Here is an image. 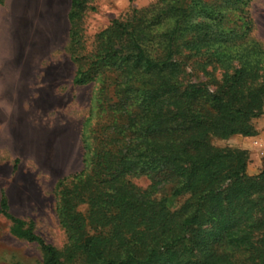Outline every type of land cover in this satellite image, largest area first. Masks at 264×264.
Instances as JSON below:
<instances>
[{
	"label": "trees",
	"instance_id": "1",
	"mask_svg": "<svg viewBox=\"0 0 264 264\" xmlns=\"http://www.w3.org/2000/svg\"><path fill=\"white\" fill-rule=\"evenodd\" d=\"M92 1L71 0L68 12L73 84L94 90L83 167L55 190L67 242L48 244L2 192L10 233L36 244L42 264H264V171L250 176L246 150L212 142L257 134L252 120L264 114L252 0H157L114 18L89 46ZM195 64L208 81L181 79ZM209 67L222 70L214 90Z\"/></svg>",
	"mask_w": 264,
	"mask_h": 264
},
{
	"label": "rangeland",
	"instance_id": "2",
	"mask_svg": "<svg viewBox=\"0 0 264 264\" xmlns=\"http://www.w3.org/2000/svg\"><path fill=\"white\" fill-rule=\"evenodd\" d=\"M156 1L93 0L83 20L87 44L91 46L114 18ZM70 4L71 0H0V198L4 192L10 212L34 221L35 232L59 249L67 237L56 213V185L83 167L82 129L94 90V84H73ZM250 14L251 37L264 44V0H252ZM208 70L214 90V79L220 81L222 70ZM181 79L208 81V76L195 64L194 72L189 67ZM252 124L257 132L253 136L213 137L212 142L246 150L247 173L256 176L264 171V114ZM133 181L141 188L150 184L146 176ZM169 193V187L163 188L158 196ZM9 227L10 221L0 214V264H42L39 247L16 238Z\"/></svg>",
	"mask_w": 264,
	"mask_h": 264
}]
</instances>
